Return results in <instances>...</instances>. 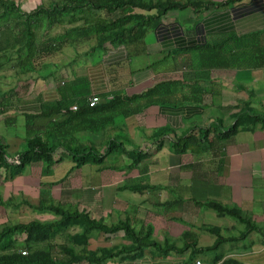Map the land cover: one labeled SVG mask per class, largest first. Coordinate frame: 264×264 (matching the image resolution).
<instances>
[{"label": "crops", "instance_id": "crops-1", "mask_svg": "<svg viewBox=\"0 0 264 264\" xmlns=\"http://www.w3.org/2000/svg\"><path fill=\"white\" fill-rule=\"evenodd\" d=\"M14 1L23 11H30L42 0ZM204 1L224 3L229 0ZM170 13L174 14L172 18L167 19L165 15L161 25L150 29L137 45L106 47L100 50L96 59H91L92 55L87 57L88 48L80 53L83 56L78 57L77 63L62 72L57 82H52L51 76L41 78L38 72L37 79L32 82H36L35 86L26 82L22 91L16 87L17 93L21 91L23 101L15 105L17 111L12 107L6 111L0 108V112L3 111L0 113V140L4 144L10 142L5 138L8 136L7 124L12 120H8L7 115L17 112L8 117L15 115V124L18 121L22 125L26 113H39L43 104L60 99L58 86L61 81L71 83L74 88H84L86 98L98 95L102 104L119 98V101L123 99L122 105L127 103L126 98L139 95L162 80L180 81V85L176 86L180 87V92L171 96L180 103L144 107L139 113L126 118L119 116L122 118L120 124L104 129L109 131L110 136L124 142L126 150L138 148L149 154L139 169L117 170V167L130 163V159L123 154L128 161L111 168L104 164L92 165L95 168H91L89 164L72 171L70 168L74 164L68 159L69 175L64 177L67 171L62 176V182L69 178L71 190L61 186V178L56 181L59 184L53 186H60L58 194L51 193L54 200L78 206L80 211L84 210L92 218L102 219L106 224L127 219L136 230L151 225L154 239H167L178 248L183 244L182 234L193 232L196 247L203 248L212 246L215 236L199 230V226L218 227L222 233L236 232L237 226H240L198 205L204 201L215 200L237 206L243 214L264 225V129L240 131L202 153L178 155L172 152L170 145L175 138L195 128L207 127L214 120L220 119L224 126L231 125L233 115L241 107L249 106L254 113L264 116V60L254 57L258 51L262 53L264 50V0H236L210 6L198 15L191 8ZM219 42H226L221 53L206 48ZM67 56L72 57L70 54ZM68 58L65 62L70 63ZM195 96L198 102L191 103ZM134 105L125 104V107L138 109ZM38 120L37 124L41 125L44 119ZM160 130L164 134L157 137L156 133ZM16 141V149H19L23 142L18 138ZM159 141L161 149L155 151ZM8 146L9 150L15 151L14 147ZM218 150H221L220 153ZM28 168L22 180L16 181L17 185L26 181L34 166ZM106 170L113 173L107 174ZM37 173L40 175V172ZM28 179L33 180L31 176ZM39 182L36 184L38 187ZM125 182L147 183L154 189L144 192L121 189ZM9 195L7 191L0 195L4 197L5 204L11 198ZM24 196L32 199L31 196ZM37 198L32 200L36 202ZM0 209L6 214V209L11 210L9 206H0ZM38 221L46 222L49 218L42 215ZM23 240L18 237L19 242ZM57 240L58 245L64 242L67 246L71 245V241L63 237ZM129 244L122 231L113 234L93 231L88 236L87 250ZM231 244L223 245L224 258H237L242 264H264V237L258 233H251L243 243ZM191 255L190 250L159 254L147 248L134 257H117L103 264H187ZM212 258L211 254L199 253L190 264L196 261L211 264Z\"/></svg>", "mask_w": 264, "mask_h": 264}, {"label": "trees", "instance_id": "trees-1", "mask_svg": "<svg viewBox=\"0 0 264 264\" xmlns=\"http://www.w3.org/2000/svg\"><path fill=\"white\" fill-rule=\"evenodd\" d=\"M234 1L236 0L224 3ZM224 3L204 0H42L30 11H23L14 0H0V72L7 68L13 69L17 82L22 83L21 81L29 79L32 74L45 67V62L37 66V60L56 57L65 45L93 39L92 46L86 52L87 57L106 47L137 45L143 41L148 29H157L161 19L172 11L191 8L194 14L198 15L210 6ZM63 25L67 27L62 32L54 35L47 33L52 27ZM225 45L226 42H219L206 48L221 53ZM80 56L83 55H66L65 58L69 57L71 61L63 65L70 67L71 64L77 63L76 60ZM254 57L259 61L261 58L264 60V50L262 49V53L258 51ZM256 67L259 65L256 64ZM52 74L53 72H43L40 76L47 78ZM61 82L63 85L58 86L61 95L59 100L43 104L39 113L24 115L25 137L19 151L9 153L8 144L0 140V170H4V181L12 183L22 178L26 167L30 165L39 166L40 177L46 178L53 175L56 165L68 159L74 164L70 168L73 171L84 165H103L105 159L112 154H123L130 159L127 166L117 168L118 170L139 169L142 161L149 157L147 152L138 148L126 150V144L118 137L109 139L105 149L100 151L93 144L81 143L79 135L103 131L107 126L115 124L116 117L126 118L139 113L144 107L173 106L180 103L171 97L180 92V87H176L180 85V81L162 80L141 94L126 98V105L135 103L134 106L138 107L134 110L126 108L125 104L122 105L123 99L119 101V98H113L106 104L100 101L97 106L89 107V97L84 95V88H74L71 83ZM21 97L16 92V87L0 89V108L6 111L19 103ZM190 102H198L196 96ZM72 106L76 109L72 110ZM233 116L229 126H224L218 119L207 127L195 128L186 135L175 138L170 145L172 152L178 155L187 152L202 153L214 147L216 143L234 137L240 131L254 132L264 129V116L254 113L249 106L239 108ZM38 119H44L41 125L37 124ZM13 123L12 119L7 125ZM162 134L164 131L160 130L156 136ZM161 146L160 141L157 142L155 151L160 150ZM220 151L218 150L219 153ZM214 152L218 154L217 150ZM69 171L64 177L69 175ZM63 179L60 180L61 185ZM56 184L59 183L41 180L36 202L23 200L33 212L53 213L54 219L46 222H13L0 226V264H103L117 257H134L147 248L159 254L190 250L192 255L187 264L199 253L211 254L220 250L218 255H212L211 264H242L237 258H224L223 245L244 242L253 232L264 237V225H258L237 206L208 200L198 205L214 212L217 217L231 219L241 225L242 230L236 236H224L222 229L202 225L199 230H205L215 236L212 246L197 248L196 235L186 231L181 237L182 247L178 248L174 242L167 239H154L151 225L136 230L127 219L115 224H106L102 219H94L88 212L80 211L78 206L54 200L51 188ZM121 189L144 192L154 188L147 183L125 182ZM9 205L8 200L5 204L0 196V206ZM15 207L18 209L19 203ZM93 231L104 234L122 231L130 244L89 251L88 236ZM18 237L24 240L19 242ZM58 237L68 239L71 245L67 246L65 242L56 244ZM22 250H26L27 254L22 255Z\"/></svg>", "mask_w": 264, "mask_h": 264}, {"label": "rangeland", "instance_id": "rangeland-1", "mask_svg": "<svg viewBox=\"0 0 264 264\" xmlns=\"http://www.w3.org/2000/svg\"><path fill=\"white\" fill-rule=\"evenodd\" d=\"M26 7V6H24ZM177 16H180V13H176ZM182 14V13H181ZM174 14L172 13H168L166 14V18L170 19L172 18ZM182 16H184L182 14ZM67 27L66 25L63 26H56V27H52L51 29H49L47 31L48 34L50 35H54L57 33H60L63 31V29ZM150 29L147 30L146 33H149ZM93 44V39L87 40L86 42H80V43H74V45H65L63 47V50H61L59 52V54L56 55V57H50V58H44L42 60H37L36 64L37 66H40L41 63L45 62V67L43 68V70H39L40 74H46L47 72H53L52 76L50 77V79L52 80V82H57V80H59L60 75L62 74L63 71L67 70V66L63 65V63L65 64L66 62V55L70 54L71 56H74L76 54H80L81 52L87 50L88 48H90ZM100 54V50L93 52L91 55V59H96L99 57ZM58 67V68H57ZM45 69V70H44ZM39 74V76H40ZM37 79V73L35 72L34 74L31 75V77L27 80H23L21 81L22 84L18 83L16 80V77L14 76V70L13 69H6L3 72H0V89L2 90H8L11 89L13 87H18L20 88V90L23 87V84L28 82L29 85L35 86L34 83H32L34 81V79ZM32 83V84H31ZM22 91V90H21ZM21 91L18 92V94L21 95ZM25 100V99H24ZM23 99H21L19 101L22 102ZM18 104V103H16ZM12 106L14 111L15 109V105ZM17 111V110H16ZM17 112H11V114H16ZM11 114L7 115L8 120L9 119H13L14 123L8 125L7 130H8V136H5L6 140H10V142L8 143L9 145L12 146V143L15 142L18 138V140H21L22 143V139H24V135L23 133L25 132V120H23L22 125L20 124V122L17 121V125L15 124V120H14V116H12L11 118L8 117ZM6 115H3V117ZM18 117H20V115H17ZM19 121H21V118H19ZM120 122H122V118L116 117L115 118V125L120 124ZM121 131H123L121 129ZM114 136H110L109 135V131L108 130H104V131H99V132H87L84 133L83 135H79V141L81 143H83L84 145H90L93 144L95 145V147L97 149H99L100 151H103L105 149V145L108 143L109 139H111ZM15 141H13V140ZM20 143V144H21ZM23 145V144H21ZM15 148V151H19L21 148L19 147V149H16L17 147V141L13 144V146ZM23 147V146H22ZM13 151L12 149L9 150V153ZM56 158H58V155L55 156ZM128 160L127 158H125L122 155H116V154H112L110 157L106 158V161L104 162V165H108L109 168H111L112 166H116V165H121V162L126 163ZM91 168H95L92 165H89ZM30 168V166H29ZM28 168V169H29ZM40 167L39 166H34V168H31V178H33L32 181H30L28 179V177L30 178V176H28L26 178V181L23 180V182L20 183V185L16 184V181H21L22 179L18 178L15 181H13L12 183H7L8 181H4V170H0V195L1 193H5L7 191V193H9V197H11L10 199H8V203H10L9 208L10 209H6L8 210V214H6L2 209H0V226L4 225L6 223H13V222H20V223H26L30 220H38L42 215L44 216H48L49 221H51L55 215L53 213H48L47 214H39L37 212H33L29 207H27L25 205V203L23 202V200L25 201H31V202H35L32 199H35V197H37L39 195V187L37 184V181H41L44 180L45 182L51 183L53 182V180L57 181L58 179H61L62 176L69 170V161H65L63 162L61 165H56L54 167V171H53V175L51 177H46V178H42L40 177V175L37 172ZM117 168H121V167H117ZM116 168V169H117ZM83 170V169H82ZM118 170V169H117ZM107 174H112L113 172H111V170H106ZM36 174H38L39 176H37ZM68 179L66 178L63 183H62V187L63 188H67L66 190H71V184L68 183ZM33 183V184H31ZM60 187V186H59ZM59 187L57 188H51V192H54L56 195L58 194V191L60 190ZM26 195L28 198L31 196L32 199L28 200L27 198H25ZM52 195V193H51ZM53 197V196H52ZM4 198V197H3ZM7 201V200H6ZM22 202V204H21ZM19 203V208L17 209L15 206H17V204ZM13 208V209H12ZM9 212H11L12 214H10ZM212 212V211H210ZM5 213V214H4ZM213 214H215L214 212H212ZM251 217V216H250ZM52 218V219H51ZM252 218V217H251ZM231 220V219H229ZM255 221V220H254ZM256 222V221H255ZM258 225L261 226V224H259L258 222H256ZM238 230L236 232L233 233H225L223 232L222 234L224 236H236L239 232V230H242V226H237ZM156 240L161 241V238L158 237ZM59 240L55 241V243H58ZM243 243V242H242ZM224 249V246H223ZM221 251H215V252H211V255H218Z\"/></svg>", "mask_w": 264, "mask_h": 264}, {"label": "built area", "instance_id": "built-area-1", "mask_svg": "<svg viewBox=\"0 0 264 264\" xmlns=\"http://www.w3.org/2000/svg\"><path fill=\"white\" fill-rule=\"evenodd\" d=\"M61 84L63 85V83H61ZM100 101H101V100H100V97H99L98 95H94V94H92V95L88 98V100H87V104H88L89 107H95V106H97V105L100 103ZM71 109H72V110H75L76 107H75V106H72ZM21 254H22V255H25V254H27V251H26V250H22V251H21ZM195 264H201V262H200V261H196Z\"/></svg>", "mask_w": 264, "mask_h": 264}]
</instances>
